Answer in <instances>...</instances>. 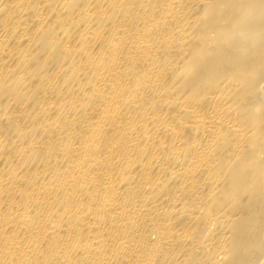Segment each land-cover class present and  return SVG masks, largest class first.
Returning a JSON list of instances; mask_svg holds the SVG:
<instances>
[{"label":"bare ground","instance_id":"bare-ground-1","mask_svg":"<svg viewBox=\"0 0 264 264\" xmlns=\"http://www.w3.org/2000/svg\"><path fill=\"white\" fill-rule=\"evenodd\" d=\"M0 264H264V0H0Z\"/></svg>","mask_w":264,"mask_h":264}]
</instances>
